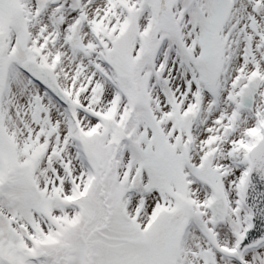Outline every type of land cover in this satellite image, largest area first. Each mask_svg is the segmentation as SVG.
<instances>
[{
    "label": "snow or ice",
    "instance_id": "1",
    "mask_svg": "<svg viewBox=\"0 0 264 264\" xmlns=\"http://www.w3.org/2000/svg\"><path fill=\"white\" fill-rule=\"evenodd\" d=\"M0 264H264V0H0Z\"/></svg>",
    "mask_w": 264,
    "mask_h": 264
}]
</instances>
